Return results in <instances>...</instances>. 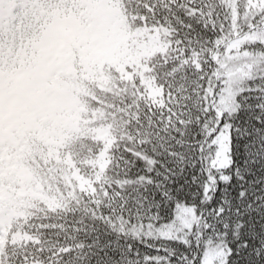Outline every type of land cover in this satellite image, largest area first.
Segmentation results:
<instances>
[{
  "label": "snow or ice",
  "instance_id": "obj_1",
  "mask_svg": "<svg viewBox=\"0 0 264 264\" xmlns=\"http://www.w3.org/2000/svg\"><path fill=\"white\" fill-rule=\"evenodd\" d=\"M107 10L95 88L0 158V264H264V0H0V37Z\"/></svg>",
  "mask_w": 264,
  "mask_h": 264
},
{
  "label": "rangeland",
  "instance_id": "obj_2",
  "mask_svg": "<svg viewBox=\"0 0 264 264\" xmlns=\"http://www.w3.org/2000/svg\"><path fill=\"white\" fill-rule=\"evenodd\" d=\"M9 6L12 7L5 5ZM122 38L119 22L107 10L96 19L89 33L80 32L73 23L63 25L53 43L42 49L35 48L30 63H25L30 66L27 72L11 69L0 62V143L9 133L6 124L10 123L21 132L37 136L43 148L46 147L55 118L62 117L76 102L75 96L60 86L58 77L54 78L57 70L63 74V65L68 66L72 60L92 64L101 57L110 56L119 50ZM58 66L63 69H57ZM88 75L91 77L87 82H92L95 76L91 72ZM82 81V75L74 79L80 86H83ZM48 122L50 127H47Z\"/></svg>",
  "mask_w": 264,
  "mask_h": 264
},
{
  "label": "trees",
  "instance_id": "obj_3",
  "mask_svg": "<svg viewBox=\"0 0 264 264\" xmlns=\"http://www.w3.org/2000/svg\"><path fill=\"white\" fill-rule=\"evenodd\" d=\"M34 53L35 47H33L28 42V39L27 41H24L19 32L14 35L7 34L3 37H0V62L3 63L6 67H10L11 69L20 68L21 72H27L30 70V66L29 64L25 63H30ZM70 66H73V64H70L69 67ZM11 72L13 73V71ZM92 73L95 76V72ZM87 83L89 87L93 86V88H95L94 77L92 82ZM11 135L12 133H8V136ZM36 139L37 136L28 135L27 133L20 131L17 145L12 150L9 144H5L4 141H1L0 149H2V152H0V154H2V158L10 159L11 165H15L16 157L21 150L28 151V148H30L31 146H36L40 149H43V145L38 144ZM8 172V178L12 179L15 178L18 169H15L13 166H10L8 168Z\"/></svg>",
  "mask_w": 264,
  "mask_h": 264
}]
</instances>
